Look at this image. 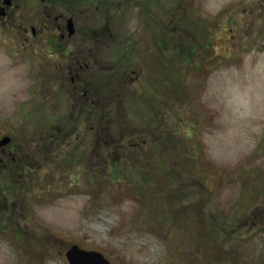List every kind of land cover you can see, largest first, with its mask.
I'll return each mask as SVG.
<instances>
[{
  "label": "rangeland",
  "instance_id": "374dc122",
  "mask_svg": "<svg viewBox=\"0 0 264 264\" xmlns=\"http://www.w3.org/2000/svg\"><path fill=\"white\" fill-rule=\"evenodd\" d=\"M9 12L0 264H69L75 244L114 264H264V0ZM75 59H89L80 85Z\"/></svg>",
  "mask_w": 264,
  "mask_h": 264
},
{
  "label": "water",
  "instance_id": "95a60500",
  "mask_svg": "<svg viewBox=\"0 0 264 264\" xmlns=\"http://www.w3.org/2000/svg\"><path fill=\"white\" fill-rule=\"evenodd\" d=\"M8 4L11 0L6 1ZM69 34L75 33L74 22L72 19L68 21ZM11 142L10 137H4L0 141V146L8 145ZM69 264H114L110 262L104 254L94 250H86L79 245H72L66 252Z\"/></svg>",
  "mask_w": 264,
  "mask_h": 264
},
{
  "label": "flooded vegetation",
  "instance_id": "af4514ba",
  "mask_svg": "<svg viewBox=\"0 0 264 264\" xmlns=\"http://www.w3.org/2000/svg\"><path fill=\"white\" fill-rule=\"evenodd\" d=\"M6 1L7 0H0V20L1 21H4L3 22L4 25H7L8 24L5 21H7L9 15H10L9 10L14 5V0H11V2L9 4ZM42 3L46 6L45 9H47V7L49 6L48 3L47 2H42ZM59 19L60 18L56 17V20H59ZM31 29H32V37L38 38V36H42L46 32V30L49 29V27L47 25H45L40 30H38L36 27H33ZM58 29H59L58 31L60 33V39L61 40H64L65 39V33L63 31L62 25H59L58 26ZM28 35H29V33L26 36H28ZM70 63L74 64V66L78 65V67L75 69V71H70V73H75V75L72 77V83H75L76 81H78L79 85L82 84L83 83L82 82V79L85 76L84 71L89 70V68H90V66H89V59L88 60L85 59L82 62L80 60H78V59H75L74 61H72ZM82 95H86V94H83L82 93Z\"/></svg>",
  "mask_w": 264,
  "mask_h": 264
},
{
  "label": "bare ground",
  "instance_id": "6f19581e",
  "mask_svg": "<svg viewBox=\"0 0 264 264\" xmlns=\"http://www.w3.org/2000/svg\"><path fill=\"white\" fill-rule=\"evenodd\" d=\"M68 208V205H62L57 207L52 213L54 214V216L60 220L62 218V215L64 213V211Z\"/></svg>",
  "mask_w": 264,
  "mask_h": 264
},
{
  "label": "trees",
  "instance_id": "16d2710c",
  "mask_svg": "<svg viewBox=\"0 0 264 264\" xmlns=\"http://www.w3.org/2000/svg\"><path fill=\"white\" fill-rule=\"evenodd\" d=\"M99 108V106L97 107H95V111H96V115H97V109ZM86 114L88 115V117H89V115H91V113H95L94 112V110L93 109H91V108H89L88 110L86 109ZM103 113H100L99 115H102ZM99 127V126H98ZM98 127H97V129H98Z\"/></svg>",
  "mask_w": 264,
  "mask_h": 264
}]
</instances>
